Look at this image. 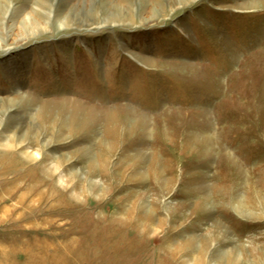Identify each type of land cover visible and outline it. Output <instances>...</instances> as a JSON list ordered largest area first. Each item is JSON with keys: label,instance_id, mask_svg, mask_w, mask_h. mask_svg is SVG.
Segmentation results:
<instances>
[{"label": "rangeland", "instance_id": "1", "mask_svg": "<svg viewBox=\"0 0 264 264\" xmlns=\"http://www.w3.org/2000/svg\"><path fill=\"white\" fill-rule=\"evenodd\" d=\"M0 264H264V0H0Z\"/></svg>", "mask_w": 264, "mask_h": 264}]
</instances>
